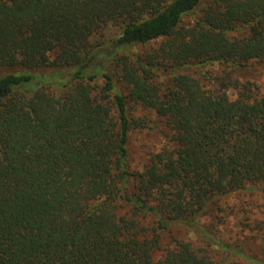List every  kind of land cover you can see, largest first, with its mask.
Instances as JSON below:
<instances>
[{
    "label": "trees",
    "instance_id": "1",
    "mask_svg": "<svg viewBox=\"0 0 264 264\" xmlns=\"http://www.w3.org/2000/svg\"><path fill=\"white\" fill-rule=\"evenodd\" d=\"M201 3L0 0V264H264L200 221L264 183V94L231 78L264 62V0ZM137 107L165 146L131 171Z\"/></svg>",
    "mask_w": 264,
    "mask_h": 264
},
{
    "label": "rangeland",
    "instance_id": "2",
    "mask_svg": "<svg viewBox=\"0 0 264 264\" xmlns=\"http://www.w3.org/2000/svg\"><path fill=\"white\" fill-rule=\"evenodd\" d=\"M209 0H202L200 8L195 12L199 15L200 9ZM187 23L192 22V18L186 19ZM118 30L113 26H108L103 31V38L109 40L117 34ZM100 37L93 38L94 42L100 41ZM135 50L138 51L136 48ZM207 71L212 76L222 75L224 67L214 63L209 65ZM193 74L202 80L201 74ZM231 78L240 82H251L256 84L261 94H264V62L251 61L245 68L235 70L231 73ZM231 99L235 98L236 91L232 88L228 90ZM132 118L145 120L144 127L132 130L128 137V162L131 171H142L148 156L160 151L165 146V133L163 122L158 120L151 111H144L137 107L132 112ZM220 208L214 209L210 214L201 218V223L209 227L218 238L224 242L238 247L251 257L264 260V183L257 185L254 192H244L231 195L221 199ZM220 210V211H219ZM257 223H260L258 231ZM195 240L193 234H182L183 236ZM169 234L164 236V244L169 240ZM213 248L212 254L216 264H247L228 255H220Z\"/></svg>",
    "mask_w": 264,
    "mask_h": 264
}]
</instances>
